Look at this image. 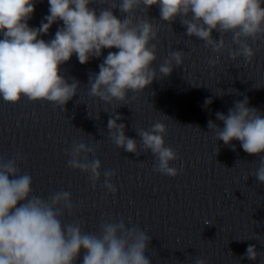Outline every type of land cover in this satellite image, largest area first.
Returning a JSON list of instances; mask_svg holds the SVG:
<instances>
[{"label": "clouds", "instance_id": "clouds-1", "mask_svg": "<svg viewBox=\"0 0 264 264\" xmlns=\"http://www.w3.org/2000/svg\"><path fill=\"white\" fill-rule=\"evenodd\" d=\"M37 2L0 0V100L5 103L46 101L65 111L81 84L75 77L69 82L62 65L73 55L80 64H87L100 58L103 50L115 48L103 57L98 73L89 74L88 94L107 105L115 102L116 109L128 105L130 95L135 100L153 81L171 76L186 57L183 50H173L158 68L154 66L159 58L160 28L147 16L152 6L159 9V21L171 26L179 18L186 36L196 37L216 54L207 61L211 67L220 63L225 52L232 61L251 64L260 50L258 42L264 44V0H103L104 7H98L97 0H48L49 14L39 27H30ZM116 9L120 17L114 14ZM141 10L144 15H137ZM58 21L62 26L54 38L41 39ZM214 31L219 39L213 37ZM226 35L231 36L230 43ZM216 95L225 93L221 89ZM211 103L207 98L204 106ZM116 109L107 122L111 142L137 157L151 153L156 173L179 175L180 170L172 166L179 155L166 146L168 126L156 121L147 130L135 129L138 144L126 136V125L117 123L123 117ZM216 118L223 127L210 120L208 128L217 141L232 150V141H239L245 153L259 156L258 167L245 181L251 175L264 184V155H260L264 153V113L250 107L245 96L234 101L227 115L217 112ZM98 147L95 139L73 141L66 150L67 167L87 175L93 190L101 184L115 197L116 171L102 169L96 158ZM23 162L20 153L9 159L0 157V264H152L146 255L152 237L146 231L123 218H102L95 231L86 230L81 219L66 221L77 210L72 194L63 189L47 197L34 194L32 176L21 171ZM258 255L255 245L247 247L248 260L256 261ZM194 264L208 262L197 256Z\"/></svg>", "mask_w": 264, "mask_h": 264}, {"label": "water", "instance_id": "water-1", "mask_svg": "<svg viewBox=\"0 0 264 264\" xmlns=\"http://www.w3.org/2000/svg\"><path fill=\"white\" fill-rule=\"evenodd\" d=\"M258 45L248 65L226 52L215 67L207 60L136 128L147 130L156 121L168 126L166 146L179 155L172 162L179 175L154 172L151 153L137 157L117 148L102 165L116 171V196L101 184L93 190L88 181L73 200L75 215L66 221L81 219L86 230L95 231L102 218L130 219L152 237L146 253L152 264H194L197 256L208 264H264V184L251 175L245 181L259 156L245 153L236 140L232 150L208 128L210 120L223 127L216 113L227 115L245 96L264 113V44ZM221 89L222 97L216 95ZM207 98L212 103L205 107ZM128 137L139 144L135 130ZM249 245L259 253L256 261L245 256Z\"/></svg>", "mask_w": 264, "mask_h": 264}]
</instances>
